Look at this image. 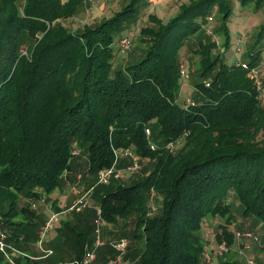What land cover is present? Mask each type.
I'll list each match as a JSON object with an SVG mask.
<instances>
[{"label":"trees","instance_id":"trees-1","mask_svg":"<svg viewBox=\"0 0 264 264\" xmlns=\"http://www.w3.org/2000/svg\"><path fill=\"white\" fill-rule=\"evenodd\" d=\"M136 2L77 29L62 20L81 0H0V228L18 247L32 227L37 234L31 201L59 183L73 147L93 173L111 164L113 147H132L148 163L142 178L116 183L98 204L105 221L136 212L126 246L133 264H205L207 222L216 225L217 242L228 245L236 207L251 225L264 224V99L247 68L222 61L214 42L201 37L211 6L224 9L227 1L189 0L157 28L141 27L142 55L115 66V32L134 17ZM217 32L226 46L224 26ZM190 36L198 63L195 98L185 105L176 100L178 62ZM258 52L248 51L245 62L257 63ZM182 135L179 145L166 146ZM82 246L80 237L76 257ZM258 250L263 259L264 241Z\"/></svg>","mask_w":264,"mask_h":264},{"label":"rangeland","instance_id":"rangeland-1","mask_svg":"<svg viewBox=\"0 0 264 264\" xmlns=\"http://www.w3.org/2000/svg\"><path fill=\"white\" fill-rule=\"evenodd\" d=\"M18 1H20L21 3V0ZM128 1L129 0H108L111 6L110 11H107V14H111L113 11L119 9ZM188 1L189 0H137V2L135 3L137 5V8L134 17L131 20L124 22L122 27L115 32L114 41L112 42V51L114 54L113 64L115 66H120L124 63H131L137 60L142 55V46L144 45L142 42H139L138 39L140 28L146 26L157 28L159 22H165L171 15H173V13H175L179 9V6L181 4L187 3ZM226 1L228 3V7L224 9H217L215 5H212L209 13L206 14L210 15V18L207 19L205 16V19H203V22L200 25V29L202 30L203 27L211 28L214 38H210L209 35H207L205 32L204 34H201V37L204 39L207 38L214 42L215 47L213 49V53L218 51L220 59L227 64L235 63L236 61L245 62V59L249 58L246 53L248 51H253L256 49H259L258 57H261L264 53V49L261 48V46L264 44V29L261 30V25L264 21V0ZM223 12L227 13V16L224 18V20L221 16ZM72 16L73 14L65 17L62 20L63 23L69 28L75 27L74 24L78 23L77 29H80L82 23H80V21L76 19L72 20ZM152 16L156 19H153ZM98 21L95 19L94 22H90V24H95ZM223 26L226 30L227 35L226 46H223V36L219 32H217V29L222 28ZM128 30L132 31V35L129 37L131 44L129 48L122 49L117 44L118 36L125 34V32ZM199 32L200 31L197 30L194 33L198 34ZM192 37L195 36L186 37L184 39L185 42L183 41L184 44L179 49L180 61L183 60V62H185V66L189 74L188 78L186 79H181L179 77V82L187 83V86H189L190 90L187 92L186 96H189L193 100L195 98V88L193 82L196 75L198 56L195 53H192V48L194 47L195 43V41L193 42L194 38ZM259 69L263 74L262 89L264 92V61L260 62ZM183 100L184 99H182L181 101L177 100V102L182 104ZM148 134L149 132L146 135L148 136ZM183 139L184 136L182 135L180 139H177L176 142H173L172 145L168 148L172 149L173 147L179 145V143ZM75 149L76 152H71L70 154L69 168L64 169V171L61 173L59 183L50 192L44 195L49 198L55 193L57 199L56 204L60 203V206L62 207L64 204L70 203H62L67 194L69 195L73 193L78 196L84 194V198L87 201V204L82 207L80 211L70 210L65 213H59L57 216V221L61 219L67 221L65 222L66 227L62 226V229H64L70 235L69 239H71V234L72 236H74V239H79L81 237L83 243L86 244L82 246V248L87 247L89 250L92 249V252L95 250V247H93L91 244H93L95 238L103 241V244L101 245H108L111 242L117 240L119 237H125L126 245L122 253L120 254V259L116 262L109 263L110 259L113 258V256L117 253L113 248H110L111 251L108 252V254L110 255L104 259V263L133 264L130 257L132 256V253H128V249L126 248V246L130 244L131 233L134 226L136 225V212L130 210L123 216H117L116 220L114 221H105L100 218L98 214H96V208L98 207L99 199L103 192L110 190L118 182L123 185H128L134 182L136 179L142 178L148 170V163H146L145 158L139 159V161L136 159L139 165V168H137L136 170L131 172L123 171L118 179L114 180L113 178H110L106 183H97L96 174L88 171L87 169L85 153L78 147H76ZM125 158H127V160H123ZM118 160L121 164L120 168H123L127 164H131L133 162L132 158L130 160L128 157L122 155H119ZM77 174L79 176H77ZM72 185H75V187H72ZM154 197L155 194L152 195L151 192H149L146 204H148L150 210H152V206L155 205ZM230 199L231 201H234L233 198ZM31 203H33V206L31 207L34 208L32 219H35L37 221L43 213L44 203L39 199H34L31 201ZM234 216H236V220L229 226L232 227V229H251L256 233L258 237L257 241L251 242L249 249H243L241 252H238L239 243L235 238H233L232 241L227 245L228 250L221 256H215L210 252V250L218 248L219 243L214 238L213 234L216 230V225L214 224L213 220H211L210 223L207 222V229H205L206 231H204L206 243H203L202 248V256L206 250L207 253L209 252L210 254V260L206 262L203 258L204 263L217 264L218 260L222 258H236L239 264H245L246 257H252L253 259L256 258L261 264H264V258L262 259L263 256L258 250L260 246L259 244L264 241V224H261L259 222L255 225H251V219L242 218L238 207L234 209ZM57 221L54 223V225L59 224V222ZM55 227L56 226H51L43 233V246L51 244L53 242H55L56 246L60 244L62 245L65 240L67 241V239L63 238V236L57 237V239L53 241L55 236H57L56 234L58 231V229ZM31 230L35 232V229H33L32 227L29 232L30 237L28 238V240L20 241L19 247L17 245V248L21 249L20 247H24L32 249L34 247L36 249L35 242L38 236V232L35 235L33 232L31 233ZM57 240L60 241L58 242ZM141 244L142 242L138 241V239L133 241V246L136 247L138 251L141 249ZM70 258L71 256L69 255V252L65 251L59 258V262L61 264H68V260ZM0 264H6L3 257H0ZM38 264H49V261L43 260Z\"/></svg>","mask_w":264,"mask_h":264},{"label":"built area","instance_id":"built-area-1","mask_svg":"<svg viewBox=\"0 0 264 264\" xmlns=\"http://www.w3.org/2000/svg\"><path fill=\"white\" fill-rule=\"evenodd\" d=\"M86 0H81V2H85ZM87 11V9H86ZM206 18L209 19L210 15H206ZM203 31L209 35L210 38H214V35L212 33L211 28L209 27H203ZM132 35V31L128 30L125 32V34L120 35L117 40V44L120 48H129L131 41L129 37ZM262 49H264V44L261 46ZM22 53H25V49H20ZM264 61V53L261 57H259L257 63L253 65H248L244 61H236L235 64L247 68L248 75L252 81L253 86L255 87L257 91V97L261 100L264 99V92L262 89V83H263V74L261 70L259 69L260 62ZM178 74L181 79L188 78L189 74L185 66V62L179 61L178 62ZM203 83L205 85L208 84V81L203 79ZM193 100L186 96L184 97V100L182 104H192ZM145 133L147 134L149 132V129L147 127L144 128ZM173 142H167L166 146L170 147ZM153 144H150V148H153ZM72 153L76 152L75 147H73ZM113 153V159L110 165L104 166L99 168L96 171V181L97 183H106L109 181L110 178L118 179L123 171H134L137 168H139V165L136 161L135 154L133 150L130 147H113L112 148ZM119 155H124L131 157L133 159V162L131 164H127L125 167L120 168L116 167L115 163L117 161V158ZM153 195V191H150ZM151 198V197H150ZM87 204V201L84 198V194L75 197L70 201L68 204H64L62 207H60L58 210L51 211L47 217V219L44 221L43 224L40 225L38 236L36 239V247L39 251L38 254L32 255L24 250H21L11 244L7 240V232L0 228V255L5 260L6 264H18L16 259L13 257L14 255H19L21 257H26L30 259H38V258H44L49 256L52 253V249L49 247H44L42 245V237L43 233L49 229L56 221L57 216L59 213H65L67 211L73 210V211H79L82 207H84ZM31 206H33V203H31ZM154 206H152L151 209H153ZM96 214L99 215V208H96ZM233 237L237 240L239 243L238 252H241L243 249H249L250 243L257 241V235L254 231L248 228H237L233 230ZM102 241L98 238H95L93 241L94 246L101 244ZM219 247L216 249L210 250L211 253L215 256H221L224 252L228 250V246L225 242V240H220ZM126 245V238L125 237H119L117 240L110 243V246L117 252L113 258L110 259L109 263L116 262L120 259V254L122 253L123 249ZM203 258L206 262L210 260V254L209 252L205 250L203 254ZM94 258V253L92 252V249H88L87 247H84L82 250V253L74 258L73 260L69 261V264H89L92 259ZM245 264H260L257 260L253 259L252 257H246Z\"/></svg>","mask_w":264,"mask_h":264},{"label":"crops","instance_id":"crops-1","mask_svg":"<svg viewBox=\"0 0 264 264\" xmlns=\"http://www.w3.org/2000/svg\"><path fill=\"white\" fill-rule=\"evenodd\" d=\"M80 4L81 5L78 6V9L79 8L80 9L79 10L77 9L78 11L77 10L75 11V13L72 16V20L76 19V20L80 21V23H82V24L94 22L95 19L98 21L99 19L106 17L105 15H108L107 11H110V6H111V4L108 2V0H86L85 2H81ZM86 9H87V11H86ZM77 24H74V26H77ZM189 90H190V88H189V86H187V83H185V82L180 83L179 91L177 94V100L181 101L182 99H184V97H186V94ZM122 156H124V155H122ZM126 157H128V156H126ZM128 158L131 160V157H128ZM123 160H127V158H125ZM115 165H116V167H120V165H121L118 158H117ZM77 176H79V175L77 174ZM72 187H75V185L74 186L72 185ZM54 194L49 198L46 197L45 195L41 196L42 198H39V200H41L44 203V208H43V213H42L41 217H39L38 220L36 221V232L39 231L40 225L44 223V221L47 219L49 213L51 211L58 210L61 207L60 203L56 204L57 199H56V194L55 195ZM77 196L78 195L73 194V193H71L69 195L67 194L62 203H64V202L68 203ZM57 222H59L58 225H54V224L52 225V226H56L55 228L58 229L57 234H56L57 236H55L53 241H55L57 239V237H62V236H63V238L67 239V241L65 240L66 241V242L64 241L65 243L63 242L62 245L60 244L57 246L55 245V242H53L51 244L44 245V247H49L52 249V253H51L52 255L50 254L49 257L47 256L44 258L36 259L35 261H38V263L40 261L47 260V261H49V264H61L59 262L60 261L59 258L66 251V252H69V255L71 256V258L68 260V264H69V261L76 258L77 253H79V251H80V249L78 247L79 239H74V236H72V234H71V239H69L70 235L64 229H62V226L66 227L65 222H67V221H64L61 219ZM19 241H21V240H19ZM57 241L59 242L60 240H57ZM11 244H13V243H11ZM101 244H103V243H101ZM101 244L96 245L97 247L94 246V244H91L93 247H95V250H94L95 255L89 264H102V263H104V259L110 255V254H108V252H110L112 249L110 244H108L109 246L108 245H101ZM84 245H86V244H84ZM14 246H16V245H14ZM35 246H36V243H35ZM54 246H56V247H54ZM21 249H23L25 252L32 254V255H36L39 253V251H37V247H36V249L34 247L32 249L21 247ZM94 251H93V253H94ZM13 257L16 259L18 264H25V262H26V260H25L26 257H21L19 255H14Z\"/></svg>","mask_w":264,"mask_h":264}]
</instances>
